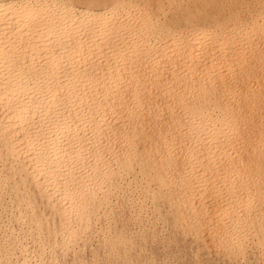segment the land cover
<instances>
[{
	"label": "bare ground",
	"instance_id": "6f19581e",
	"mask_svg": "<svg viewBox=\"0 0 264 264\" xmlns=\"http://www.w3.org/2000/svg\"><path fill=\"white\" fill-rule=\"evenodd\" d=\"M0 156L62 245L125 185L264 264V0H0Z\"/></svg>",
	"mask_w": 264,
	"mask_h": 264
},
{
	"label": "rangeland",
	"instance_id": "374dc122",
	"mask_svg": "<svg viewBox=\"0 0 264 264\" xmlns=\"http://www.w3.org/2000/svg\"><path fill=\"white\" fill-rule=\"evenodd\" d=\"M0 159V175L6 179L5 183L1 185L2 187L0 186V227L2 229H0V264H21L22 259L24 257L28 258V256L32 264H35V261L36 263L41 262V264H103V261L104 264H188V262L191 261L194 262H191L190 264H215L216 262H218L216 264H254V262L255 264H262V261L258 258V254L255 250L247 252L246 255L241 258L234 256L227 257V255L213 250V248L209 246V244H207L208 242L204 239L203 236L197 238L189 234H183L180 231L179 227L174 226L168 219L167 210L163 206H155L156 201L148 198L145 199L146 201L143 200V202H138L137 193H134L129 197L126 196V191L123 193L125 185H120L121 187L119 190L117 189V194L109 196L108 199L102 203L100 208L94 210L92 214H90V222H85V226L81 227V229L77 232L75 238H73L69 243L62 245L60 236L58 234L54 235L51 232L54 229L53 224H47L44 222L45 218H49V216H52V214L48 210L45 211L40 203L35 204V212L36 210H40L41 212H38L37 214H34V216H31L33 214L30 212V210H25L22 206H20V201H22V199L21 197L15 196L18 194V190L24 198H33L35 197V195L33 194V192L28 191L29 187H26V190L19 189V177L17 174L14 175L13 173L16 166L10 168V165H7L4 157L0 156ZM22 219H24V221ZM37 219H39V221ZM16 223L17 226L15 225ZM37 223H41V229L39 232L36 230ZM48 231L50 233H48ZM141 238L144 242L141 240ZM137 240L139 241L137 242ZM158 244L160 246H158ZM155 245H157L156 248L154 247ZM60 247L62 249H60ZM64 247H66V249H64ZM100 249H103L104 253L101 252L102 250ZM133 251L134 253H132ZM113 252L114 255H112ZM135 253L137 254V256ZM141 253L144 256L141 255ZM222 255L225 257H223ZM188 256L189 258H187ZM204 256L205 260L203 259ZM196 258L198 260L197 262ZM9 260H11L10 263ZM88 260H90V263L88 262Z\"/></svg>",
	"mask_w": 264,
	"mask_h": 264
}]
</instances>
